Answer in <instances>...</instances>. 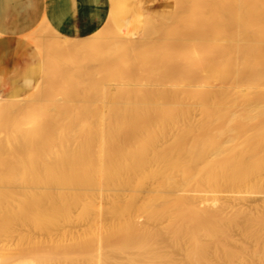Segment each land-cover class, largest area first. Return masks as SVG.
Returning <instances> with one entry per match:
<instances>
[{
	"label": "bare ground",
	"instance_id": "bare-ground-1",
	"mask_svg": "<svg viewBox=\"0 0 264 264\" xmlns=\"http://www.w3.org/2000/svg\"><path fill=\"white\" fill-rule=\"evenodd\" d=\"M108 1L112 40L51 37L48 65L59 50L108 57L82 69L89 91L51 93L60 69L50 83L41 65L30 95L0 98V219L6 248L24 245L0 264L191 263L221 191L264 193V0H169L170 27L147 38L158 53ZM238 208L264 250V199Z\"/></svg>",
	"mask_w": 264,
	"mask_h": 264
},
{
	"label": "rangeland",
	"instance_id": "rangeland-1",
	"mask_svg": "<svg viewBox=\"0 0 264 264\" xmlns=\"http://www.w3.org/2000/svg\"><path fill=\"white\" fill-rule=\"evenodd\" d=\"M11 1L12 0H0V33H1V35L4 34L6 31V30H4V28H2L1 22H3L5 20V17L2 14H4V12H6V8L9 6ZM76 1L77 0H75V6L78 4L85 3V1L88 2V0H80V1L78 0L77 2ZM106 1H108V0H106ZM89 2L90 3L92 2L93 4H96V5L99 3L98 0H90ZM108 2H106V3L108 4ZM129 3L130 4L134 3L132 6V12L127 13L129 10H128V8L125 9L126 8L125 7L124 10H125L126 14L124 13V15H123V17H125V18L129 17L131 19V21H130L131 24H130L129 28L124 27L119 22V25L122 27V29L124 31H127V32H129V33H131V34H133L139 38L141 37V38H144L145 40H150L148 43H150L152 41L151 39H153V42L154 41L156 42V40H154L155 39L154 37L157 35V33L159 31L161 33L163 32L165 34L162 26L164 24L166 25L169 21L171 22V20H169V19H171L172 13L175 10L169 6V0H135V1L131 0V2L129 1ZM109 5H110V3L108 4V6ZM16 6H17V3L15 4V7ZM79 10L80 9L76 8L77 13ZM126 10H128V11H126ZM92 17H97L98 21H97L95 29H93L90 33H86L87 35L82 33V28H78V29L73 28L72 29L71 26H66V27H64V29L58 30V29L52 28L49 23H48L49 26L53 30L52 29L48 30L47 25L45 27V25L40 24V25H38L40 27L37 26L35 29H33L31 31V32H33L32 35H31V32L26 35L28 40L29 39H30V41L32 40V42H33L32 47H33V49L36 52V55L38 57V62L31 64L30 67H28L27 69L28 70L30 69L29 70V72H30L32 70L31 68L37 69L39 65H43L45 72L47 70L52 71L54 69L55 70L57 69L55 71V74L60 69L61 73L58 72L56 74V75L59 74L58 77L56 76L58 82L56 80H54L56 78L51 77V76H53V71H52V73L50 72L52 75H50V73L48 71L46 72V75L47 74L49 75V76L48 75L47 76L49 77L50 83H51V81L53 82V80L55 81L54 85L52 83L50 85V88L52 90L51 93L55 92L54 91L56 89L55 87H57V89L62 91L61 98H63L64 100H66V98L70 97V95L71 94L73 95L74 93L76 95V97L75 96L74 97H75V99H77L79 94H81V93L83 94V93L89 91V89L91 87L90 80L81 71L85 67H90V68L94 67V69H96V68L102 69L103 65H105L104 63L107 62L106 59L108 58L107 57L105 59V56H103L102 52H104V54H105L106 53L105 51H107L108 47H111L112 45L111 46L110 45L100 46L99 52H101V54H102L100 56H103V57H101L102 60L101 59L100 60H94V59H96L95 58V51L96 50H94L88 54H77V55H76V53H72L71 51H69V52L64 51L62 53L59 50L56 53L61 55L62 57L59 55L57 56L55 54L57 59L56 58H54V59H56L55 62L58 64L55 66L56 63L54 62L53 58H49V60H50L49 65L47 64V62H48L47 57L52 55V54H50V55H48V54H49V52H51V53L53 52V51H51L52 49H51L50 44L52 43L54 36H55V38H57L59 33H60L59 34L60 38L66 37V38H72V39H82V38H85L86 36H89L93 33H96L97 35L98 34L100 35L99 36L100 38H108L109 39L108 41H110V40H112V38L116 34L114 31L116 30V32H119L118 27L115 28V26H114L111 29L104 27L105 20H106V17H104V15H101L100 17H99V15H95V16L93 15ZM45 23H47V22L44 21V24ZM166 26L170 27L169 24H167ZM102 28L105 30H103ZM114 28H115V30H113ZM159 28H161V29H159ZM106 29L109 30L108 31L109 34L107 33ZM165 29H166V27L164 28V30ZM167 29L165 31L168 32L169 30H167ZM55 30L57 31V33ZM112 31H113V35H114L113 37L111 36ZM38 32H39V34L36 35ZM105 32L107 33L108 37L105 34ZM46 33H48V34H46ZM159 33H158V35H159ZM32 36H34L35 39H34V37H33V39H31L30 37H32ZM68 36H70V37H68ZM110 36L112 38H110ZM116 36H118V34H116ZM147 38H151V39H147ZM44 39H45V41H44ZM122 41H124V40L122 39ZM153 42H151L152 44H150V45L148 44L147 47H149L151 45H153L152 47H155L156 44H159L158 42H156V44H154ZM46 46H47V49L48 48L50 49L49 51L47 50L48 52H44V51H46ZM157 47L158 46H156L155 49L154 48H149V49H151V51H153L152 49L157 51V49H158ZM159 48H161V50H162V47L159 46ZM107 52H109V51H107ZM158 52H160V51L158 50L157 53ZM41 56H42V58H41ZM53 57H55V56L53 55ZM60 58L62 60H60ZM88 58H90V61H88L89 60ZM42 59H43V63L40 62ZM51 59L53 60V63L51 62ZM107 60H109V59H107ZM40 63H42V64H40ZM13 67H16V66H12L9 69V71H10L9 74L13 75L14 77H11L12 83L9 86V88L6 89V94L8 95V98L9 99H17V98L23 97L25 94L30 95L32 90H33V86L31 85L32 87L31 86L27 87L23 82L26 77L17 76V74H19L18 72H21V71L19 70V68H13ZM21 74H22V72H21ZM120 79L121 78H119L118 80H120ZM59 83H60V85H59ZM151 83L152 82H150V84H147L149 86L146 85V87L151 88L152 86H154ZM31 84H33V81H31ZM59 86H60V88H58ZM52 88L53 89L55 88V89L53 90ZM28 89H29V91H27ZM57 89H56V91H57ZM25 90L28 93H25ZM44 92H46V95H49V93H47V91L45 89V91H43V93H42L43 96L41 97V95H40V98H42V99H44V97H45ZM6 94H4V93L0 94V98L6 100ZM75 99H73V100H75ZM0 132H1L0 134L4 136V139H3L2 138L3 136L0 135V137L2 138V139L0 138L1 139L0 148H1V146H3V147L5 146L4 147L5 151H1L3 147L0 150L1 151L0 157H2V156H6L3 154L4 152L6 154V142H4L6 140L5 139L6 138V127H2V129H0ZM2 133H4V134H2ZM1 142H2V145H1ZM2 168L0 166L1 172L4 171V169L2 170ZM4 172L5 173H3V174L0 173V174H1V176L4 175L6 177V170ZM4 176H3V179L5 181L2 179V177H0V179H1L0 183H3V181H4L5 185H7L6 184V178ZM5 185L0 184V187H4ZM218 196H219L218 197L219 199H217V200H219L220 203L215 202L214 206L213 205L210 206L211 208L213 207L212 210L215 209L217 212L214 211L210 218H208V216L205 217L203 214L201 215V217H202L201 219H202V222H203L205 227H210V226L214 227L215 231H214L213 237H208L207 234L201 235L199 246L196 247V249H192L191 253H190L193 261L191 263H189L188 260L186 258H184L182 264H264V250H262L261 246L257 245V243L254 240H252L248 235H245V233L243 232L246 229V227L248 230L249 229L252 230V228L255 229L256 227L253 226L254 222L252 221V223H251V221H250V225H249L248 224L249 220L248 219L245 220L244 214H242L240 212V209L238 208L242 204L245 205L246 203L251 205V206L260 203L261 200L264 199V193H262L261 188L255 187V188H252L251 190L248 189L245 192H238L237 188L232 189V190H228V191L224 190V191H221L218 194ZM232 204L234 205V207H232ZM9 207H11L13 209H17V207H19V204L18 205L17 204L10 205ZM206 208H209V207H206ZM220 208H222L223 211ZM214 213H217V215H214ZM0 220H1L0 221V255L3 254L1 256H4V254H5L4 257H6L7 252L8 253L9 252L10 253H18L21 249H23L22 247L24 245L20 244L21 247H17V245H15V242L17 241L18 238L16 239V237H12L9 239V241H10V242L8 241L9 246L6 248V233H5L6 231L2 229L3 220L2 219H0ZM73 225L72 226L74 228H76L75 230L81 229V226H82V224L80 222L79 223L77 222V224H76V222H74ZM78 226H80V228ZM65 227H68V226L65 225ZM35 235L38 236L39 232L37 234L35 233ZM19 242L17 241L16 244L17 243L19 244ZM13 245H15V246H13ZM9 249H10V251H9ZM5 250H6V252H5ZM28 254L30 255V253H28ZM178 254L179 253L174 252V255L176 257L179 256Z\"/></svg>",
	"mask_w": 264,
	"mask_h": 264
},
{
	"label": "crops",
	"instance_id": "crops-1",
	"mask_svg": "<svg viewBox=\"0 0 264 264\" xmlns=\"http://www.w3.org/2000/svg\"><path fill=\"white\" fill-rule=\"evenodd\" d=\"M89 1L76 6L75 0L11 1L6 8V12L2 14L5 20L1 22L2 28L6 29V31L0 36V94H6V89L12 83L11 77L14 76L9 74V69L12 66H16L13 68H19L22 72V74L18 72L17 76L26 77L23 82L27 87L31 85L34 87L41 71V65L37 69L31 68L30 72V69H27L31 64L38 62V57L32 47V43L27 40L25 35L43 23L45 18V22L49 20L47 23L54 29L59 30L64 29L66 26H71L72 29L82 28V33L87 35L86 33H90L95 29L98 21L97 17H92L93 15H99V17L104 15L106 17L108 13L112 12L111 5L108 6L106 0H98L99 3L97 5ZM129 1L131 2V0H115L116 3L113 9L118 21L126 28H129L131 19L123 17L124 13L126 14L124 8H128L129 11H126L130 13L134 4H130ZM16 3L17 6L15 7ZM76 8L80 9L78 13ZM40 21L43 22L40 23ZM31 81H33V84H31ZM27 91L25 90V93ZM6 97H8L7 94Z\"/></svg>",
	"mask_w": 264,
	"mask_h": 264
}]
</instances>
